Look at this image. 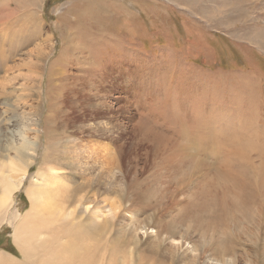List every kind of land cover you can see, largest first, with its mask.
Masks as SVG:
<instances>
[{
	"label": "rangeland",
	"instance_id": "374dc122",
	"mask_svg": "<svg viewBox=\"0 0 264 264\" xmlns=\"http://www.w3.org/2000/svg\"><path fill=\"white\" fill-rule=\"evenodd\" d=\"M33 1L0 0V161L23 134L37 144L11 211L25 214L36 180L45 187L54 175L77 221L116 208L101 233L107 264H119L115 256L203 264L190 261L202 251L225 264H264V0ZM97 92L102 102L86 98ZM174 102L185 104L188 121H202L189 127L196 140L206 136L202 170L203 156L173 150L182 140L168 121ZM94 104L124 135L123 150L106 134L74 133ZM225 134L211 157V140ZM18 220L0 224V264L9 256L25 264ZM181 237L195 244L192 253L170 244Z\"/></svg>",
	"mask_w": 264,
	"mask_h": 264
},
{
	"label": "bare ground",
	"instance_id": "6f19581e",
	"mask_svg": "<svg viewBox=\"0 0 264 264\" xmlns=\"http://www.w3.org/2000/svg\"><path fill=\"white\" fill-rule=\"evenodd\" d=\"M33 3L35 4L36 0H34ZM8 10L9 8H7V11ZM249 41L252 43L254 41L255 43L257 42L261 44L258 39L257 40L249 39ZM74 55H75V50L70 49V54L69 55L66 54V57H68L69 59ZM92 85L93 84L90 83L89 86L87 87L90 88L92 87ZM95 96H97V98L94 99L92 94H87L86 98L89 100H94L93 103L102 102V100H104L102 98V95L98 94V92ZM93 103L91 104L89 103L90 106ZM175 105L179 108L178 113H174L173 111L169 112V114H167V116H169L168 121L171 125L173 124L174 127L177 124L179 125L176 131L177 133L181 135L180 138H182V140H185L186 142L182 143L181 142L182 140L177 142V140L174 141V139L176 138L174 139L171 138L173 139L172 141H174L171 143L172 146L175 147V149L173 148V150L176 154L184 153L185 155L186 154L189 155L191 158L196 157V156L198 157L203 156L200 162H198L199 167L198 166L196 167L197 169L202 170L201 168L203 167L202 165L204 163H207L205 160L207 161L209 160V158L207 157V151L205 150L206 136L203 137V140L201 139L200 136H199L200 139L198 138V140H196L195 139L196 135L193 134L191 130L189 129L191 125L193 124L195 125L196 123L195 126L190 127L192 128V130L195 129L197 126V123L199 122L202 123V121L201 120L199 122L194 121L193 123V120L190 119L192 116L189 115L190 117L189 119L191 120V121L189 120L190 121L189 122L187 120L188 112L184 111L186 110L185 104L181 102V107L184 110L177 103H175ZM180 108L182 109V111L180 110ZM88 112L89 114H86V113L81 114V112L80 114H78L77 112L80 118L81 116H83L84 118L83 119L81 118V120L78 121L82 124L80 127H78V129L74 133L82 134V135H85L86 133V135L94 134V135H99V136L100 135L103 136V134H106L107 136L106 138L108 140L110 139L109 140L110 142L121 144V141L124 139V135L118 132L119 129H117L118 127L117 125L114 124V122H112L111 120H107L109 118V116H106L107 114H109L108 112L103 113L102 111H99L97 107H95V104L93 108L88 110ZM185 119L186 121H188L187 123ZM168 121L166 120V122ZM85 122H88L89 126ZM92 122L94 124L93 126L91 125ZM189 123L191 124L187 126ZM224 125H227L228 127L229 125H233V124L231 122H226L224 123ZM116 132H118V134H116ZM157 136L158 135H154L152 137L154 139H157ZM169 136L170 135H168L167 138ZM172 137H176V136H172ZM223 137L224 138L215 137L216 139L211 140L212 147H213L210 152L211 157L219 156L221 154V151L215 145V141L217 140V143L219 144L221 141H227L226 139H229L227 138V134L223 135ZM189 140L191 143L188 142ZM123 144L120 145V150H123ZM262 146L264 147V143L262 144ZM165 147L167 148V146ZM15 151H16V153L14 152L15 154L11 155L10 153H8V155L6 154L7 159L0 161V224L4 220L10 221V223H13L14 220H16L17 218L20 219L18 220L19 223L15 230L14 237L18 240V243L22 245L20 247L22 249L21 253H23L24 255L25 264H28L30 261L32 262L30 264H107L109 247L107 246V244H105L106 246L104 247L102 236L105 232L102 235L101 233L110 224L111 222L110 218L112 216L111 214L115 213L116 208L115 209L110 208L108 212H103L101 210H94L91 212L87 220L77 221L75 218L77 207L75 206V208H72L74 207L72 205L71 208L70 207L68 208L67 207L68 204L63 205V202L65 200L63 201L61 199L60 200L58 199L59 191L60 189L62 190V188L64 191V187L66 186V183H61V181L59 180L57 176L52 175L51 177H48V179H46V183L48 185L46 184L45 187L41 185L38 186L37 180H36L35 187L37 186V188L35 189V191L33 192L28 191L30 206L25 214H22L21 212L19 213V211L15 209L11 211L14 205V199H15L14 195L16 194L18 190H20L21 188L25 186L26 180L28 179V172H29L28 170L36 160L37 144L35 143V141L29 140L27 136L23 134V142L21 143L20 147H16ZM243 151H244V148H243ZM125 152L128 155L133 154V150L131 149H126ZM261 152L262 154H264V149L261 148L260 153ZM177 156L178 155H176V157ZM188 159L189 161L192 160V159L190 160V158ZM182 162L185 163L186 161H182ZM87 168H91V167L87 166ZM195 171H198V170H195ZM6 172L7 174H5ZM262 175H264V172H261L258 177H261ZM244 181H249V180L244 179ZM246 192L247 191L244 192V190H242L241 194H245L246 196ZM250 195L251 193L248 194V196ZM65 202H68V201H65ZM76 205L78 206L79 203H77ZM89 208H90L89 204L84 205L85 211H88ZM135 218H136V215L133 214L131 218H127V219L130 221H134ZM59 221L63 222V224L60 223V225H55V226L53 225L54 227L50 229L51 224L53 222L56 223ZM46 234L51 235V236L47 237ZM97 235L99 236V238H97ZM131 236H132L133 241L136 243V245H138V237L134 231H131ZM151 236L153 237V235ZM157 236L159 235L156 232L155 238ZM181 238L182 240H179L177 244L173 242H170V244L174 245L176 249L186 251V253L187 252L192 253L195 249V244L192 241H187L188 239L186 237H181ZM31 251L34 254L36 253L37 255H39L37 256L35 254L37 257H39L37 260V263H34L36 261H34L33 259L32 260L34 262L31 260L30 253H29ZM200 253H201V257L190 256L191 257L190 261L198 262L201 259H203L204 261L203 264H225V259L219 260L217 258L212 257V255L202 257V255L204 254L206 255V253L204 251ZM13 258L9 256V257H3L1 259L3 260L4 264H21V261L18 262L15 258L14 259ZM115 259L119 262V264H131V262L135 263V261L133 260H130L131 262L128 263L127 260L121 256H115ZM185 262L186 264H189L187 259L185 260Z\"/></svg>",
	"mask_w": 264,
	"mask_h": 264
},
{
	"label": "trees",
	"instance_id": "16d2710c",
	"mask_svg": "<svg viewBox=\"0 0 264 264\" xmlns=\"http://www.w3.org/2000/svg\"><path fill=\"white\" fill-rule=\"evenodd\" d=\"M8 242H9V244H10V239H8Z\"/></svg>",
	"mask_w": 264,
	"mask_h": 264
}]
</instances>
